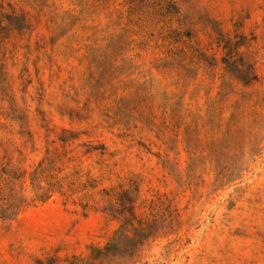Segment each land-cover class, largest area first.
<instances>
[{
    "label": "rangeland",
    "instance_id": "rangeland-1",
    "mask_svg": "<svg viewBox=\"0 0 264 264\" xmlns=\"http://www.w3.org/2000/svg\"><path fill=\"white\" fill-rule=\"evenodd\" d=\"M0 264H264V0H0Z\"/></svg>",
    "mask_w": 264,
    "mask_h": 264
},
{
    "label": "trees",
    "instance_id": "trees-1",
    "mask_svg": "<svg viewBox=\"0 0 264 264\" xmlns=\"http://www.w3.org/2000/svg\"><path fill=\"white\" fill-rule=\"evenodd\" d=\"M106 250V249H105ZM106 254V253H105Z\"/></svg>",
    "mask_w": 264,
    "mask_h": 264
}]
</instances>
